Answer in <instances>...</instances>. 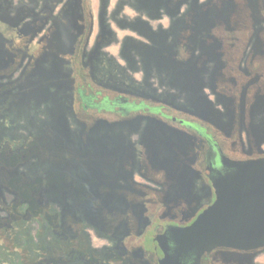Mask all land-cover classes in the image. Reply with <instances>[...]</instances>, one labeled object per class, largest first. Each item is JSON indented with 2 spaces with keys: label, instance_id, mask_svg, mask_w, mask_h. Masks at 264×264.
<instances>
[{
  "label": "flooded vegetation",
  "instance_id": "1",
  "mask_svg": "<svg viewBox=\"0 0 264 264\" xmlns=\"http://www.w3.org/2000/svg\"><path fill=\"white\" fill-rule=\"evenodd\" d=\"M129 7L115 25L107 0H0V264H159L228 165L264 159V0ZM196 256L264 264V246Z\"/></svg>",
  "mask_w": 264,
  "mask_h": 264
},
{
  "label": "water",
  "instance_id": "2",
  "mask_svg": "<svg viewBox=\"0 0 264 264\" xmlns=\"http://www.w3.org/2000/svg\"><path fill=\"white\" fill-rule=\"evenodd\" d=\"M215 183L216 199L187 227L173 230L156 255L159 264H181L216 246L250 250L264 246V159L232 161Z\"/></svg>",
  "mask_w": 264,
  "mask_h": 264
},
{
  "label": "rangeland",
  "instance_id": "3",
  "mask_svg": "<svg viewBox=\"0 0 264 264\" xmlns=\"http://www.w3.org/2000/svg\"><path fill=\"white\" fill-rule=\"evenodd\" d=\"M107 1H108V11L110 14H112V18H111L113 21L112 24L115 23V25H117L116 21H115L117 17L120 18V16L132 14V12L129 10V8H130L129 5H130L131 0H107ZM103 9H104V4L102 2L101 12H100L101 16L104 13ZM117 45H119V44H115L114 47L110 48V51L116 52L115 56H116L117 64L119 66H121V68L124 70L125 69L124 60L122 58H120L119 55L117 54V49H118ZM128 69L130 70V68H128ZM129 70H128V72H130ZM56 109L57 108H55V105L50 103L49 105H47L44 108V110H42L41 112H37L36 117L34 118L36 123H38L39 126L41 125L40 128L42 131L43 130L44 131L49 130V135H50L52 126H54L55 118L56 119L58 118V117H56V115H57ZM44 112H45V114H44ZM28 126L30 127L31 123H29ZM103 146L107 147L108 145L103 144ZM86 168H87V166H86ZM4 195H5V199L7 201H10L13 198V195L9 192H5ZM58 208H59V206H58ZM0 215H5V213L2 212V213H0ZM31 236L33 237V240H35V238H37V224H35V223H33L31 225ZM91 242L93 243V245L95 247H97L100 244V242L97 240L96 237H94V235L92 233H91Z\"/></svg>",
  "mask_w": 264,
  "mask_h": 264
},
{
  "label": "trees",
  "instance_id": "4",
  "mask_svg": "<svg viewBox=\"0 0 264 264\" xmlns=\"http://www.w3.org/2000/svg\"><path fill=\"white\" fill-rule=\"evenodd\" d=\"M31 239H33V237L30 235ZM4 243H5V250H6V254H9L7 255V258H10V259H13L15 257H17L15 254V252H13V249L15 248L16 246V242L14 240V233H13V230L11 229H6L5 232H4ZM22 250L20 251V259L22 261H24V252L26 251L27 253V250L26 248H21Z\"/></svg>",
  "mask_w": 264,
  "mask_h": 264
}]
</instances>
